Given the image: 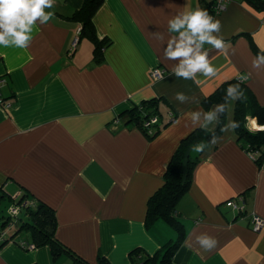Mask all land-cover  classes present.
Listing matches in <instances>:
<instances>
[{
	"label": "crops",
	"instance_id": "0c3cea01",
	"mask_svg": "<svg viewBox=\"0 0 264 264\" xmlns=\"http://www.w3.org/2000/svg\"><path fill=\"white\" fill-rule=\"evenodd\" d=\"M83 3L55 0L52 20L34 27L27 48H0V97L10 103L0 104V194L29 192L53 207L58 238L92 264H104L99 256L107 264H137L134 250L156 258L139 264H160L180 233L162 217L148 224V203L180 142L198 128L186 113L223 104L205 101L241 76L264 106V67L252 66L264 52V9L232 0L215 14L226 47L210 51L216 75L192 81L176 78L175 61L164 58L168 20L185 9L210 14L213 0H104L93 17L98 38L109 41L100 62L90 37L72 48L80 26L73 15ZM157 68L166 72L154 79ZM178 92L188 97L184 103ZM154 98L163 127L149 137L129 123L128 111ZM236 103L209 124L216 143L202 153L190 149L198 164L173 212L185 235L167 264H264V226H251L253 211L264 218V162L249 156L250 143L236 129L222 131L235 121ZM172 115L176 120L167 125ZM251 126L264 129L256 118ZM229 199L244 212L227 205ZM22 232L0 243V264L73 263L70 253L55 257L49 245L23 247L21 241H33ZM202 234L215 238L213 249L200 245Z\"/></svg>",
	"mask_w": 264,
	"mask_h": 264
},
{
	"label": "trees",
	"instance_id": "16d2710c",
	"mask_svg": "<svg viewBox=\"0 0 264 264\" xmlns=\"http://www.w3.org/2000/svg\"><path fill=\"white\" fill-rule=\"evenodd\" d=\"M249 1L257 8L264 9V0ZM103 2L104 0H84L82 7L73 15V18L80 22V38L85 35L94 41L95 59L99 62L103 60V50L108 45L109 41L107 39L100 40L98 38L93 17ZM209 11L210 14L213 12V4ZM236 83H241L244 92V97L241 100H237L235 107V121L239 124L236 131L240 139H244L250 143V146L247 147V151H260V155L256 160L259 162L261 161L263 164L264 130L259 129L252 131L247 127V121L248 117L252 119L256 118L259 126L264 125V106L258 102L248 85L239 80L225 82L205 101V106L209 107L210 104L218 102L224 103L225 90L230 84ZM159 102V99L154 98L143 101L141 105L134 106L128 111L130 114L129 123L141 128L149 137H154L163 127L162 120H159V116H161ZM153 118L157 119L156 122H152ZM171 122H173V118L166 124L168 125ZM223 124L224 121L222 119L219 129ZM217 133V131H205L197 128L183 138L168 165L164 175L163 185L149 200L147 223L150 224L162 217L180 233L176 243L172 246H166L160 264H167L170 261L175 247L182 242L185 235L182 230V224L178 221V218L174 216L173 212L175 211L178 200L188 190L193 179L194 170L198 164V158L192 157L190 149L193 145L200 142L210 143L213 136H217ZM5 199H8L9 202L13 204V207H19V212H22V215L17 214L14 216L11 213V208L9 209L7 204L6 206L4 205ZM13 226H15V229L12 232L14 233L15 231V234L22 231L29 233L36 247L49 245L55 257H58L62 252H68L74 258L72 264H92L90 261L72 251L71 248L58 238V221L55 210L47 203L37 201L29 192H25L21 196L15 198L0 194V234L5 231L7 227L13 228ZM15 234L9 237L6 236L0 243L3 245L5 242L10 241L11 238L15 237ZM133 256L140 257L137 264L144 261L156 260L155 257L145 260L146 257L141 250H134ZM98 261L107 264V260L101 256H99Z\"/></svg>",
	"mask_w": 264,
	"mask_h": 264
},
{
	"label": "clouds",
	"instance_id": "9594fccd",
	"mask_svg": "<svg viewBox=\"0 0 264 264\" xmlns=\"http://www.w3.org/2000/svg\"><path fill=\"white\" fill-rule=\"evenodd\" d=\"M54 5L55 0H0V48H27L33 39L34 27L47 25L52 20L54 12L51 9ZM220 30V21L201 8L185 9L168 20V39L163 46V54L166 60L175 61L172 71L176 78L196 81L201 77L216 75V67L210 60V51H223L226 47L224 38L217 35ZM205 45L210 48L206 49ZM252 66L256 69L264 67V52L257 54ZM239 79L245 81L247 76ZM243 97L241 83L230 84L225 90L223 104L207 111H190L186 116L194 128L207 131L209 124L219 121V114L225 112L226 105ZM176 99L184 103L188 97L183 92H178ZM238 127L239 124L233 120L222 131H234ZM210 143H216L215 136ZM207 147L209 144L200 142L193 145L191 150L202 153ZM257 223H260L259 218ZM197 239L206 251L213 249L217 243L215 238L206 234Z\"/></svg>",
	"mask_w": 264,
	"mask_h": 264
},
{
	"label": "built area",
	"instance_id": "2783aa9c",
	"mask_svg": "<svg viewBox=\"0 0 264 264\" xmlns=\"http://www.w3.org/2000/svg\"><path fill=\"white\" fill-rule=\"evenodd\" d=\"M232 0H214V4H213V12L211 13L212 16H214L215 14H219L223 11H225L227 9V6L228 4L231 2ZM80 32H81V27L79 26L76 30V36L72 42V48L75 49V47L77 46L79 40H80ZM165 70L163 69H160V68H157L155 70H153L152 72V76L154 79H159L161 77H163V75L165 74ZM0 82H1V79H0ZM0 104L5 106V107H9L10 106V103L8 100H5L3 99L2 97H0ZM173 121L176 120V116H173ZM156 118H153L152 119V122H156ZM249 153V156L252 158V159H257L260 155V151L258 150H249L248 151ZM226 204L233 207L234 209L240 211V212H244V206L239 204L235 199H229L226 201ZM19 207H13L11 209V213L16 216L19 212ZM257 218H259L260 220V223H257ZM251 226H252V229L254 231H261V229L263 228L264 226V218L259 215L258 213H256L255 211H253L251 213ZM2 236L5 237V232H2L1 233ZM20 244L25 247V248H29V249H33L35 248V244L32 242V243H28L26 241H21Z\"/></svg>",
	"mask_w": 264,
	"mask_h": 264
},
{
	"label": "rangeland",
	"instance_id": "374dc122",
	"mask_svg": "<svg viewBox=\"0 0 264 264\" xmlns=\"http://www.w3.org/2000/svg\"><path fill=\"white\" fill-rule=\"evenodd\" d=\"M251 119H252L251 117L248 119V121H247V127H248L249 129H251L252 131L259 130V128H254L253 126H251V121H250ZM257 123H258V122H257ZM248 151H249V150H248ZM19 214L22 215V212H21V213L19 212ZM14 229H15V226L13 227L12 230H14ZM5 231H8V232L10 233V232H11V228H10V227H7ZM22 233H23V234H26L27 232L23 231Z\"/></svg>",
	"mask_w": 264,
	"mask_h": 264
}]
</instances>
